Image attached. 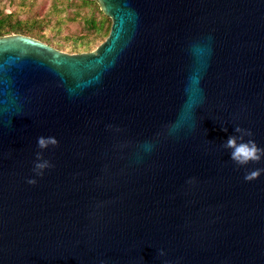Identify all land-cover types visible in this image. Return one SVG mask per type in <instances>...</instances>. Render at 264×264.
<instances>
[{
  "label": "water",
  "instance_id": "obj_1",
  "mask_svg": "<svg viewBox=\"0 0 264 264\" xmlns=\"http://www.w3.org/2000/svg\"><path fill=\"white\" fill-rule=\"evenodd\" d=\"M96 1L91 51L0 35V264H264V159L222 147L264 148V0Z\"/></svg>",
  "mask_w": 264,
  "mask_h": 264
},
{
  "label": "rangeland",
  "instance_id": "obj_2",
  "mask_svg": "<svg viewBox=\"0 0 264 264\" xmlns=\"http://www.w3.org/2000/svg\"><path fill=\"white\" fill-rule=\"evenodd\" d=\"M97 4L96 0H0V12L8 14L10 25L19 23L22 34L63 53H79L95 49L108 34L111 19Z\"/></svg>",
  "mask_w": 264,
  "mask_h": 264
},
{
  "label": "clouds",
  "instance_id": "obj_3",
  "mask_svg": "<svg viewBox=\"0 0 264 264\" xmlns=\"http://www.w3.org/2000/svg\"><path fill=\"white\" fill-rule=\"evenodd\" d=\"M223 131H227V128H223ZM234 131L240 135H231L227 138L226 142L222 145L225 149H230V159L238 166L243 167L249 163H259L264 159V148H261L257 143L249 139L244 142V137H252L253 133L251 130L243 129L239 126L235 127ZM239 141V142H238ZM58 140L55 137H39L37 140V146L40 150H45L49 146L56 147L58 145ZM146 150L150 151L152 148L151 144H146L144 146ZM51 163L43 158L42 151L37 152L36 161L34 162L33 171L36 176H43L44 170L51 168ZM262 173H264V168H258L245 173V181H253L257 179ZM193 181H189L191 183ZM27 183L30 185H35L37 183L36 179H28ZM165 253L161 250L160 255L163 256Z\"/></svg>",
  "mask_w": 264,
  "mask_h": 264
},
{
  "label": "trees",
  "instance_id": "obj_4",
  "mask_svg": "<svg viewBox=\"0 0 264 264\" xmlns=\"http://www.w3.org/2000/svg\"><path fill=\"white\" fill-rule=\"evenodd\" d=\"M106 17V16H105ZM107 18V17H106ZM102 23V22H101ZM21 25H19V23H15L13 25H10V20H9V16L4 15L0 12V35H5V34H11V33H21ZM102 27V25H100L98 27V30ZM110 29V28H109ZM109 32V31H108ZM26 35V34H24ZM30 36V35H29ZM35 38V37H34Z\"/></svg>",
  "mask_w": 264,
  "mask_h": 264
}]
</instances>
